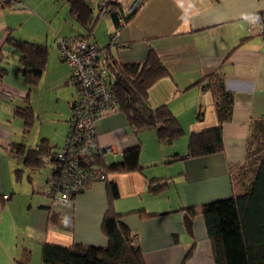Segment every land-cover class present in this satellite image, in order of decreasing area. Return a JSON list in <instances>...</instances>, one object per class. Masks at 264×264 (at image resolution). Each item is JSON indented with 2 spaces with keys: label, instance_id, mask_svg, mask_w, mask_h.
<instances>
[{
  "label": "crops",
  "instance_id": "0c3cea01",
  "mask_svg": "<svg viewBox=\"0 0 264 264\" xmlns=\"http://www.w3.org/2000/svg\"><path fill=\"white\" fill-rule=\"evenodd\" d=\"M99 1L95 7L87 2L94 25L90 42L107 47L110 60L123 64H142L154 53L167 75L149 88L148 103L167 106L183 135L164 144L154 128L134 132L119 109L105 114L96 125L95 149H110L105 155L109 166L138 146V168L108 172L69 202H54L47 193L49 173L41 172L46 164L27 165L16 146L23 145L24 153L41 140L52 150L64 146L75 97L69 83L75 85L54 45L58 48L60 37H77L85 30L67 0L61 5L58 0H21L20 6L0 7V264H40L45 242L104 246L101 224L109 207L134 234L145 264H180L191 248L185 264H215L202 205L234 193L231 173L247 163L256 139L264 135V35L256 21L264 13V0H131L137 9L119 28L109 14L99 12ZM115 30L116 43L111 44ZM8 35L51 48L35 85L23 79L19 53L7 42ZM215 74L233 95L231 120L222 129L223 148L189 157L190 136L218 125L212 90L204 86ZM43 78L52 82L55 101L63 106L48 111L50 98L44 96L36 109L31 88ZM26 105L33 114L28 127L16 112ZM111 182L118 189L114 200Z\"/></svg>",
  "mask_w": 264,
  "mask_h": 264
},
{
  "label": "trees",
  "instance_id": "16d2710c",
  "mask_svg": "<svg viewBox=\"0 0 264 264\" xmlns=\"http://www.w3.org/2000/svg\"><path fill=\"white\" fill-rule=\"evenodd\" d=\"M67 2L71 15L85 30V34L75 38L89 40L94 25L88 0ZM101 2L102 0L99 3V12L109 14L116 28L120 27V22L127 23L136 11L128 15L124 13L122 5L115 0H109L105 8L101 7ZM260 15L264 16V13ZM7 42H10L19 53L23 79L29 86L35 85L47 62V46L34 41L16 40L10 35ZM106 48H99V51L109 70L110 90L119 111L125 115L133 131L154 128L158 141L164 144H171L182 136L183 129L167 106L152 107L148 103L149 88L158 79L167 75L161 60L154 53H150L142 64H123L110 60ZM208 80L204 86L212 90L218 125L190 136L187 144L189 157L221 151L223 125L230 121L232 116L233 95L226 88L222 77L215 74L209 76ZM72 83L78 88L75 82ZM74 98L70 102V108ZM16 112L20 114L26 127L31 125L33 114L29 105ZM23 147L16 146L19 153L24 154L25 163L29 166L46 164L52 170L50 173L52 177L60 162L61 150H52L44 140L35 148L27 149L26 153ZM92 154V162L103 165L106 175L108 172H129L138 168V146L127 149L120 162L109 166L102 162L96 150ZM43 155L47 156V159L44 160ZM249 166L250 173L243 166L231 173L234 192L231 196L202 205L201 213L215 264H264V148L261 156ZM108 191L111 200L118 197L115 183H109ZM77 194L71 195L70 199ZM186 212L189 215L194 214L193 209H186ZM120 218L111 207L105 212L101 224L107 239L104 246L73 244L64 247L45 242L41 248L40 264H145L134 234ZM191 252L192 248L187 250L180 264H185Z\"/></svg>",
  "mask_w": 264,
  "mask_h": 264
},
{
  "label": "built area",
  "instance_id": "2783aa9c",
  "mask_svg": "<svg viewBox=\"0 0 264 264\" xmlns=\"http://www.w3.org/2000/svg\"><path fill=\"white\" fill-rule=\"evenodd\" d=\"M109 0H102L105 8ZM130 15L137 9V2L115 0ZM21 0H0V7H17ZM260 32L264 31V16L256 20ZM122 23V22H120ZM123 24V23H122ZM118 31L110 36L116 43ZM58 49L62 60L71 68V80L78 86V93L71 106L69 133L59 155V164L52 174L49 195L54 202L67 203L71 195L84 190L90 181L106 177L103 165L92 162L96 150L103 163L110 149H95L96 125L107 113L116 112L118 104L110 90L109 70L97 45L84 38H59ZM52 173V170L51 172Z\"/></svg>",
  "mask_w": 264,
  "mask_h": 264
},
{
  "label": "rangeland",
  "instance_id": "374dc122",
  "mask_svg": "<svg viewBox=\"0 0 264 264\" xmlns=\"http://www.w3.org/2000/svg\"><path fill=\"white\" fill-rule=\"evenodd\" d=\"M98 1L99 0H91V3L92 5L95 7L97 6L98 4ZM63 3V0H58V5H61ZM100 3V1H99ZM31 24L32 26L34 24H37V23H34L33 21H31ZM21 32H24L25 31V27L22 28V30H20ZM32 34V32H31ZM51 44V43H50ZM52 47V46H51ZM53 48V47H52ZM54 48H56V51H57V45L55 44L54 45ZM48 49L50 51H48V54L51 53V48L48 46ZM11 65H8V67L10 68ZM52 69V68H51ZM53 70V69H52ZM70 70L71 68L69 67V75H70ZM69 88L70 89H73V92L75 94V96L77 95L78 93V89L76 88V86H73L69 83ZM50 92V93H49ZM69 93V91H67ZM76 92V93H75ZM63 93V91H62ZM30 99L33 100L34 98V104H35V107L36 109H40L41 108V105L42 104V100H43V97L45 96L46 98L49 97L50 100L47 102V106H48V111L51 109V108H54V106L56 105H61L63 106V102L61 103L60 101H55V94H54V87H53V84L51 81L47 80L46 78H43L38 84H37V88H31V93H30ZM72 97V95H71ZM70 97V98H71ZM68 108V106H67ZM70 115V109L67 111V118L69 117ZM70 118V117H69ZM41 122V121H40ZM29 135L31 134V127L29 128ZM28 136V135H27ZM26 137V136H25ZM28 139H31V136L28 137ZM256 143L255 145L251 148L250 150V153H249V160L247 163L243 164L242 166L244 167L245 170H248V173H250V169L251 168L249 166V164L251 162H254V160L261 156L262 154V148H264V135H260L257 139H256ZM41 172L43 173H49L48 174V177H47V181H46V185H47V193L49 195V184H50V178H51V175H50V168H42L41 169ZM50 196V195H49Z\"/></svg>",
  "mask_w": 264,
  "mask_h": 264
},
{
  "label": "water",
  "instance_id": "95a60500",
  "mask_svg": "<svg viewBox=\"0 0 264 264\" xmlns=\"http://www.w3.org/2000/svg\"><path fill=\"white\" fill-rule=\"evenodd\" d=\"M184 216H185V219L188 222V224H186V225H188V227L191 228V219H190V217L187 214H185Z\"/></svg>",
  "mask_w": 264,
  "mask_h": 264
},
{
  "label": "bare ground",
  "instance_id": "6f19581e",
  "mask_svg": "<svg viewBox=\"0 0 264 264\" xmlns=\"http://www.w3.org/2000/svg\"><path fill=\"white\" fill-rule=\"evenodd\" d=\"M104 164H106V162Z\"/></svg>",
  "mask_w": 264,
  "mask_h": 264
}]
</instances>
